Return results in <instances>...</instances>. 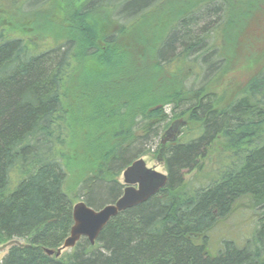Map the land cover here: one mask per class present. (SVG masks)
Returning <instances> with one entry per match:
<instances>
[{"label": "trees", "instance_id": "obj_1", "mask_svg": "<svg viewBox=\"0 0 264 264\" xmlns=\"http://www.w3.org/2000/svg\"><path fill=\"white\" fill-rule=\"evenodd\" d=\"M258 2L0 0V245L25 240L0 264H264V67L228 100L210 89ZM214 149L221 166L194 185ZM147 154L166 186L95 244L49 255L74 204L115 202ZM247 209L255 226L215 247L214 228Z\"/></svg>", "mask_w": 264, "mask_h": 264}, {"label": "rangeland", "instance_id": "obj_2", "mask_svg": "<svg viewBox=\"0 0 264 264\" xmlns=\"http://www.w3.org/2000/svg\"><path fill=\"white\" fill-rule=\"evenodd\" d=\"M28 7L35 11V8H33L34 6L28 5ZM255 12L256 14L253 20L252 19L249 20L247 29L241 35L240 40H236L233 42V47H232V44L230 45L231 41L228 40V38L224 39V46L226 50L229 52V57L231 56L230 63L229 65L226 66L222 74L216 79H214V81L210 85V89L216 92L224 100H228L234 94V92L237 89V84L240 81H247V79L250 76H252L251 75L252 72L254 71L257 72L264 67V1L263 0L261 1L259 0L256 6V9H255ZM48 16H51V15L50 14L45 15V17L49 19ZM46 21L48 22V20ZM36 23L38 24L42 23L39 16H36L33 20V25ZM163 29L164 28L158 29L157 33L162 32ZM224 36H228V35L225 33ZM242 59L245 61H248V65L250 66V68L246 67L245 69H243L240 66L238 61ZM240 77L242 78L241 80H240ZM170 110H171L170 107H168L169 113H170ZM183 126L184 125L178 126L177 127L178 131H180V129ZM161 132H163V129ZM177 135L180 136L179 133ZM160 138L161 136L156 141L157 144L160 142ZM153 146H155V144ZM216 149L212 151L210 158L204 161L205 163L204 169H202L201 174H199L193 180L194 185L200 186L202 184H206V182L208 181L207 179H209L212 176L213 177L215 176V172H217L219 166H221V163L218 162L220 156ZM141 158H143L146 161L148 167L154 168L159 172L168 174L165 168L162 156H159L156 154H147V155L142 156ZM202 174H204L205 176L204 178L201 179ZM188 176L190 178L192 175L190 174ZM119 181L123 184L124 189H125L127 185L124 182L123 172L119 176ZM124 189H123V192H124ZM252 215H253V212L247 209V210L237 213L232 218L231 220L232 222L227 221V223L216 226L212 232L213 233L212 242L215 245V247H218L219 243L223 239L232 238V237L241 238L244 234L249 233V231L256 224V219L254 220ZM23 243H25L24 239L15 238L12 241H9L8 243L1 244L0 245V263L3 262L4 258L9 252L10 247L13 244H23ZM69 250L71 249H65L63 253Z\"/></svg>", "mask_w": 264, "mask_h": 264}, {"label": "water", "instance_id": "obj_3", "mask_svg": "<svg viewBox=\"0 0 264 264\" xmlns=\"http://www.w3.org/2000/svg\"><path fill=\"white\" fill-rule=\"evenodd\" d=\"M178 129L168 132V137L163 139L165 144L175 139ZM124 182L127 185L124 193L113 203H108L100 209L87 205L85 201H79L73 209L74 224L70 236L57 251L46 249L49 255L60 256L63 250L74 247L82 237H87L92 244L108 225V223L128 208L144 203L162 188L168 181V174L157 171L147 166L143 158L135 160L123 172Z\"/></svg>", "mask_w": 264, "mask_h": 264}, {"label": "bare ground", "instance_id": "obj_4", "mask_svg": "<svg viewBox=\"0 0 264 264\" xmlns=\"http://www.w3.org/2000/svg\"><path fill=\"white\" fill-rule=\"evenodd\" d=\"M80 201H84V200H80ZM78 202H79V201H78ZM78 202H76V203H78ZM76 203H75V204H76ZM75 204H74V206H75ZM87 205H88V204H87ZM74 206H73V209H74ZM73 221H74V219H73ZM73 224H74V223H73ZM72 226H73V225H72ZM71 228H72V227H71ZM69 236H70V235H69ZM69 236H68V237H69ZM68 237H67V238H68ZM67 238H66V239H67ZM82 238H87V237H82ZM82 238H81V239H82ZM98 238H99V237H98ZM66 239H65V240H66ZM81 239H80V240H81ZM87 239H88V238H87ZM80 240H79V241H80ZM88 240H89V239H88ZM97 240H98V239H97ZM97 240H96V241H97ZM79 241H78V242H79ZM64 242H65V241H64ZM78 242H77V243H78ZM95 243H96V242H95ZM63 244H64V243H63ZM91 244H92V243H91ZM13 245H15V244H13ZM13 245H12V246H13ZM76 245H77V244H76ZM76 245H75V246H76ZM12 246H11V247H12ZM62 246H63V245H62ZM62 246H61V247H62ZM75 246H74V247H75ZM11 247H10V248H11ZM74 247H72V248H74ZM72 248H67V249H72ZM46 249H49V248H46ZM58 249H59V248H58ZM58 249H57V250H58ZM9 250H10V249H9ZM53 250H54V249H53ZM57 250H55V251H57ZM63 251H64V250H63ZM63 251H62V253H63ZM8 253H9V252H8ZM8 253H7V254H8ZM62 253L60 254V256L62 255ZM54 255H55V254H54ZM6 256H7V255H6ZM51 256H53V255H51ZM60 256H57V257H60Z\"/></svg>", "mask_w": 264, "mask_h": 264}]
</instances>
